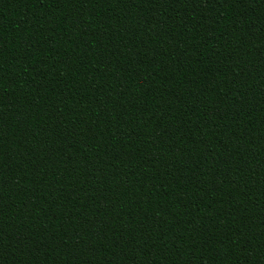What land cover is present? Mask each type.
I'll use <instances>...</instances> for the list:
<instances>
[{
	"label": "trees",
	"instance_id": "obj_1",
	"mask_svg": "<svg viewBox=\"0 0 264 264\" xmlns=\"http://www.w3.org/2000/svg\"><path fill=\"white\" fill-rule=\"evenodd\" d=\"M0 264H264V0H0Z\"/></svg>",
	"mask_w": 264,
	"mask_h": 264
}]
</instances>
